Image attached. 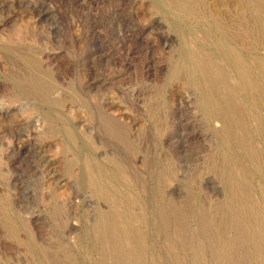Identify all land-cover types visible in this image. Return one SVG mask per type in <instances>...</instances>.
I'll return each mask as SVG.
<instances>
[{"label": "rangeland", "instance_id": "obj_1", "mask_svg": "<svg viewBox=\"0 0 264 264\" xmlns=\"http://www.w3.org/2000/svg\"><path fill=\"white\" fill-rule=\"evenodd\" d=\"M193 7L0 0V264H113L98 227L116 207L118 229L138 232L144 264L258 263L227 241L239 236L249 249L257 225L264 243V99L241 91L260 151L252 157L225 118L208 114L191 60L213 57L239 82L238 53L264 90V0ZM102 117L137 150L110 136ZM226 160L237 177L247 173L256 212L238 202V216L224 210L237 190ZM169 205L187 209L184 241L163 224ZM203 215L218 244L201 248Z\"/></svg>", "mask_w": 264, "mask_h": 264}, {"label": "bare ground", "instance_id": "obj_2", "mask_svg": "<svg viewBox=\"0 0 264 264\" xmlns=\"http://www.w3.org/2000/svg\"><path fill=\"white\" fill-rule=\"evenodd\" d=\"M195 1L196 0H173V3L180 9H185L188 10L189 12H192L194 10L193 4L195 3ZM232 56H233L231 57L232 62L239 71V76H240L239 82L237 81L235 82L232 76H230L231 74L227 72V70L223 67V65L217 62V60L213 57H210L207 60H203L202 58L196 59L194 58V56L193 57L191 56L193 59L191 60V63L193 62L192 67H194L193 72L196 73V76L198 78H203L206 81L205 82L204 80L201 79V82H205L202 83V85H204L202 88H203V94H204L203 97L205 103L204 107H206L205 109H207L208 114L216 118H225L227 120V121L225 120L227 122V124L225 123L226 132L229 134V137L240 135L239 142L237 141L238 146L243 148L246 152H248L250 156L258 157V152L260 151L257 150L258 151L257 152L256 150H254L253 143L249 137V131L251 127L248 126V120H247L248 108L246 109L245 106L248 103L246 104L244 103V100H242L244 97L242 96L243 98H241V95L243 93V92L241 93V91L242 89L247 90L248 92L251 93V97L260 96L262 99H264V90L261 89V83H259L257 77H255L254 75L255 72L253 68L244 63V59H243L244 57L234 52ZM38 82H40V80ZM102 122L105 131L110 136L114 137L116 140L123 143L130 150L132 151L137 150V146L133 143L126 129L122 125L111 121L107 117H102ZM239 161L242 162L241 160ZM232 162L233 160L232 161L226 160L224 164V169L222 171H224L223 173L226 174L233 182H236L237 190L235 189V191L231 193L228 208L224 210H228L229 213L231 214L233 213L234 216H238V214L241 213V209H239L237 206L234 205V203L238 202L240 206L243 205L247 206L248 208L247 210H250L251 212H256L258 208L254 206V204L251 202L252 193L251 190L248 188L249 180L247 177V173L242 171V175L240 177H237ZM118 165H119L118 168L121 172L126 170V164L122 163V161ZM140 181L144 182L143 179H140ZM115 210L114 212L111 211L110 213L102 214L101 222L98 227L99 236L104 248L110 250L111 252L110 257H112L113 264H144L145 254H144V249L142 248V244L138 241L139 240L138 232L134 231L135 229L130 230V228L126 232L119 225L121 227V228L119 227L120 230H123L124 232L120 231L117 226V224L120 223L119 217H118L119 223H116L117 222L116 219L120 211L118 210L119 211V212L117 211L118 215H116ZM186 210L187 209L185 207L182 208V207L169 205L163 207L161 211V219L163 221L164 226L166 228L173 227L174 233L180 235L182 241H184L185 237L188 236L186 227L183 225L181 221V218L185 215ZM201 223L203 230L205 232V233L203 232V237L204 235H206L207 239L204 237L203 238L204 241L202 240L198 242L200 247L202 248L203 246L206 245V243H211L212 245L218 244L216 238L211 234V227L212 225H214L211 222V220L207 216L203 215L201 218ZM238 224L239 223H236L235 225L237 229H239V233L243 235L244 230L242 231ZM128 227L129 225L127 226V229ZM250 236L252 239V245L250 246L251 249L243 248L244 245L241 244L239 240L240 238L239 236L232 238V240L231 239L228 240L227 246L229 248H234L236 250L238 249L242 252L251 251L256 256V259H258L256 260V262L258 261L257 264H264V258L261 255L264 252V243L262 242L261 231L259 230L257 225H255L254 230L250 232ZM126 238H128V240L131 241L132 243V247L130 251H127L126 246L124 244V239ZM199 261L201 260L197 259L196 262ZM47 263L53 264L51 260L47 261ZM220 263L227 264V259L225 257H221Z\"/></svg>", "mask_w": 264, "mask_h": 264}]
</instances>
